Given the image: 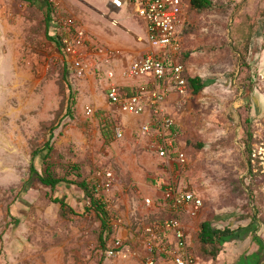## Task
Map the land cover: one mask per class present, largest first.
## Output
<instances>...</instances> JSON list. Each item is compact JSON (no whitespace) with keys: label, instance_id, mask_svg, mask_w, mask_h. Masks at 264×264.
I'll return each instance as SVG.
<instances>
[{"label":"rangeland","instance_id":"obj_1","mask_svg":"<svg viewBox=\"0 0 264 264\" xmlns=\"http://www.w3.org/2000/svg\"><path fill=\"white\" fill-rule=\"evenodd\" d=\"M211 1V9L197 12L183 0L179 30L182 57L188 58L182 65L188 76L206 83L198 93L167 98L176 148L185 160L176 166L148 151L143 136L124 139L122 132L118 138L120 120L105 109L106 88L116 76L133 85L148 81L121 75L147 50L144 22L131 5L112 11L107 0H49L54 16L83 30L91 47L120 52L108 64L88 54L85 77L70 80L65 55L47 37L55 23L46 30L44 1L0 0V264H137L103 254L100 220L77 185L51 190L29 178L32 153L47 140L59 176L81 180L70 170L77 166L91 184L97 171L112 172L108 195L100 189L95 196L105 203L111 197L108 210L116 209L135 237L141 226L173 217L161 197L163 185L174 182L203 202L198 216L185 220L196 250L201 221L242 228L204 264H264V0ZM116 64L120 75L114 71L109 78ZM41 158L34 160L38 172ZM148 196L157 208L144 205ZM54 197L69 208L62 213Z\"/></svg>","mask_w":264,"mask_h":264},{"label":"built area","instance_id":"obj_2","mask_svg":"<svg viewBox=\"0 0 264 264\" xmlns=\"http://www.w3.org/2000/svg\"><path fill=\"white\" fill-rule=\"evenodd\" d=\"M112 11H120L125 5L133 7L134 13L144 22L147 36V50L136 61H131L122 69L125 79L147 78L140 85L122 87L110 82L106 88L108 104L125 114L141 116L147 111L152 114L150 122L140 126V135L147 139L148 148L160 159L172 160L179 166L184 157L176 148V134L173 130L174 118L164 108L167 96L176 93L185 96L188 93L184 79L183 65L179 61L182 48L180 26L184 15L183 0H107ZM57 18V17H56ZM55 32L61 36L63 53L71 77L84 78L87 71L88 54L100 56L102 61L110 63L117 58L119 50L99 49L91 47L86 40L85 32L75 27L72 21L58 20ZM114 24L115 20L112 21ZM62 26L63 28H61ZM71 27H74L73 31ZM113 71L107 73L113 77ZM85 113H93L86 106ZM116 136L122 137V129L116 128ZM95 181L96 189L107 195L112 187L113 174L110 170L102 171ZM162 203L167 207L172 218L166 217L151 224L141 226L138 236L132 232L131 237L118 235L121 219L117 210H109L110 221L115 235L108 240L104 255L109 259L135 260L137 264H198L191 248L189 227L185 219L194 220L202 209L203 202L199 194L187 186L168 182L163 185ZM107 206L111 197L105 200Z\"/></svg>","mask_w":264,"mask_h":264},{"label":"trees","instance_id":"obj_3","mask_svg":"<svg viewBox=\"0 0 264 264\" xmlns=\"http://www.w3.org/2000/svg\"><path fill=\"white\" fill-rule=\"evenodd\" d=\"M23 1H26L27 3L40 2V0H23ZM43 1L44 2H41L42 3L41 8L44 13V22L46 25V30H48L50 27V23L54 21V18H56L54 16L55 8L54 5L51 2H49V0H43ZM189 4L197 12L208 10L211 9L212 7L211 0H189ZM57 18L55 20H58ZM73 29L74 27H71L72 31ZM47 37L50 41H52L55 44L58 50L61 51V53L64 55L62 50V44L60 42L61 39L60 34L56 33L55 35L47 36ZM182 51H183V46L181 48L180 57H179V61L181 64H182V59L184 60V58H188L187 54H183L182 57V53H184ZM64 69H65V73L67 74V77L71 80L72 77L69 76V69L66 60H65ZM183 76L186 81L187 89L191 90L193 93H198L205 87L206 81L201 77L199 76L191 77L188 76L186 72L183 73ZM244 121L246 126V124H249L250 119L246 117L244 118ZM103 137H104V141L107 144L111 142L109 134L104 132V130H103ZM250 137L251 136L249 135L248 138ZM52 150H53V146L51 142L47 140L40 149H36L33 151L31 156V163L29 167V171H30L29 178H35L42 186L47 187L51 190H55V188L60 185L75 184L85 193V195L89 199V208L87 209L92 210L100 220V234H99V239L101 244L100 250L103 251L104 254V251L108 244V240L110 236L114 233V228L110 221L111 215L106 206V203L95 196L96 195L95 192L98 191L96 189L95 181L91 182L90 184V182H86L84 178H81L77 166H71L70 170L72 169V171L74 172V174L72 172V175H74L75 177L81 180L79 181L70 180L67 175L59 176L55 172L53 168L54 165L50 160ZM40 154L44 166L42 172H38L34 165L35 158H37ZM249 171L251 172V170ZM52 201L60 205L62 213L65 212L67 208H69V206L66 204L64 199L54 197L52 198ZM254 223L255 220L252 219L250 221V225H253ZM240 229L242 228H238V229H231L230 227L219 228L214 226L212 221L210 220L201 221L199 224L198 231L196 232L197 250L194 248V246L191 245V248L194 252L198 264H204L205 257H210V259L216 258L221 250L223 243L233 238L235 233H237V231H239Z\"/></svg>","mask_w":264,"mask_h":264},{"label":"crops","instance_id":"obj_4","mask_svg":"<svg viewBox=\"0 0 264 264\" xmlns=\"http://www.w3.org/2000/svg\"><path fill=\"white\" fill-rule=\"evenodd\" d=\"M141 56V55H140ZM120 65L116 64L114 65V69L112 70L113 72L115 71V75H120L119 71H118V68H119ZM115 77V76H114ZM117 78L118 76L115 77V79L113 78V82L117 83L119 86H122V87H131V83L129 82H126V81H121V80H118L117 81ZM134 86V85H133ZM170 96V95H169ZM167 96V98L169 97ZM167 99H166V102L164 103V108L165 110L167 111ZM105 109L109 110V111H112V112H116L119 120H120V128L122 129V132H123V138L124 139H128V136H130L131 134L135 136V138H138V135H140V126L143 125L144 123L146 122H150L151 119H152V114L150 111H147L146 113H144L143 115L141 116H135V115H131V114H125V113H121L117 108L116 106H113V105H110L108 104ZM141 136V135H140ZM140 140H143L141 142H143L144 146L146 147V149L150 152H152L151 150H149L148 148V141L146 138L144 139H140ZM112 144V143H111ZM154 153V152H153ZM155 154V153H154ZM156 155V154H155ZM97 174H99V171L96 172V179L94 181L97 180ZM162 199V198H161ZM143 203L144 205L148 206V207H154V208H157L156 204H155V201L153 200V197L151 196H148V197H145L143 199ZM161 207L165 210V212H169L167 207L163 205V203L161 202ZM118 213V212H117ZM169 214V213H167ZM121 219V228L118 229V235H121L123 238L124 237H131V234H132V228L129 226L130 224L126 222V220H123V218H121L120 215H118ZM168 217V216H166ZM166 217H161L159 218L158 220H161V219H164Z\"/></svg>","mask_w":264,"mask_h":264}]
</instances>
